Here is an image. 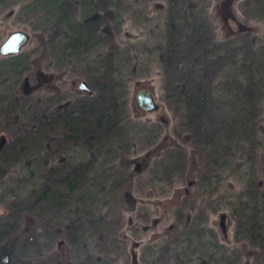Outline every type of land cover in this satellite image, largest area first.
Wrapping results in <instances>:
<instances>
[{
    "label": "rangeland",
    "instance_id": "374dc122",
    "mask_svg": "<svg viewBox=\"0 0 264 264\" xmlns=\"http://www.w3.org/2000/svg\"><path fill=\"white\" fill-rule=\"evenodd\" d=\"M17 28L2 261L264 264V0H0V43Z\"/></svg>",
    "mask_w": 264,
    "mask_h": 264
},
{
    "label": "water",
    "instance_id": "95a60500",
    "mask_svg": "<svg viewBox=\"0 0 264 264\" xmlns=\"http://www.w3.org/2000/svg\"><path fill=\"white\" fill-rule=\"evenodd\" d=\"M29 37V32L24 29L17 28L10 30L3 41H1L0 43V54L10 55L17 53L28 41ZM79 86L84 90L90 91V88L85 81H82ZM136 99L140 107H142L144 110L154 111L159 107V104L156 102L152 91L148 88H141L140 90H138ZM5 259L6 257L4 258V260Z\"/></svg>",
    "mask_w": 264,
    "mask_h": 264
},
{
    "label": "trees",
    "instance_id": "16d2710c",
    "mask_svg": "<svg viewBox=\"0 0 264 264\" xmlns=\"http://www.w3.org/2000/svg\"><path fill=\"white\" fill-rule=\"evenodd\" d=\"M194 18H195V20L193 21V26H191L189 29H188V31L190 32V33H192V34H199L201 31H202V26H201V24L200 23H202V24H204V22L203 21H201V20H199L197 17H195L194 16ZM199 41H201V36H200V39H199ZM67 124H68V129L69 130H74L75 129V127H76V125H77V122L76 121H71V120H69L68 122H67ZM75 132V134L77 135V133H78V130H76V131H74ZM14 238H11V239H9V240H7L6 241V243L4 244V247H1L0 246V252H1V250L2 249H5L6 251H10L11 253H12V250H13V248H14ZM0 264H10V263H8V262H6V261H2L1 259H0Z\"/></svg>",
    "mask_w": 264,
    "mask_h": 264
}]
</instances>
